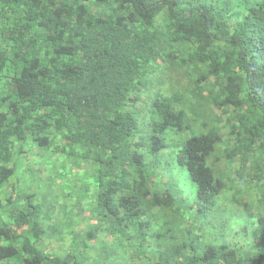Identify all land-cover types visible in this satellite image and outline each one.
Segmentation results:
<instances>
[{"label": "trees", "instance_id": "1", "mask_svg": "<svg viewBox=\"0 0 264 264\" xmlns=\"http://www.w3.org/2000/svg\"><path fill=\"white\" fill-rule=\"evenodd\" d=\"M26 144L93 163L132 264H264V0H0V264H83L5 203Z\"/></svg>", "mask_w": 264, "mask_h": 264}, {"label": "rangeland", "instance_id": "2", "mask_svg": "<svg viewBox=\"0 0 264 264\" xmlns=\"http://www.w3.org/2000/svg\"><path fill=\"white\" fill-rule=\"evenodd\" d=\"M171 133L170 130L166 131L169 142ZM25 146L26 152L16 165V186L11 187L14 201L5 203L10 208L24 207L25 201L29 200L39 204L41 220L53 233L46 236V247L43 248L64 253L68 244H73L70 248L83 250L84 258L92 254L85 258L83 264H132L127 236H108L106 229L95 230L94 238L88 236V232L99 223L92 162L72 154L68 147L63 153L54 154L53 146ZM172 146L169 144L164 151L165 161L177 172L181 185L188 187L189 173L186 168L176 164Z\"/></svg>", "mask_w": 264, "mask_h": 264}]
</instances>
